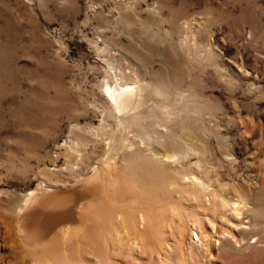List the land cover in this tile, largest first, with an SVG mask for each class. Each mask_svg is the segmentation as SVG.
<instances>
[{"label": "rangeland", "instance_id": "rangeland-1", "mask_svg": "<svg viewBox=\"0 0 264 264\" xmlns=\"http://www.w3.org/2000/svg\"><path fill=\"white\" fill-rule=\"evenodd\" d=\"M119 79H156L200 110L168 122L202 145L203 155L188 160L197 167L150 162L135 133L118 128L100 85ZM110 136L134 150L112 146ZM129 160L150 181L195 175L225 200L238 198L236 189L264 198V0H0V264H31L8 217L24 195L79 189L108 161L130 175ZM171 191L163 202L194 210ZM256 230L196 244L193 264H264V224Z\"/></svg>", "mask_w": 264, "mask_h": 264}, {"label": "bare ground", "instance_id": "bare-ground-1", "mask_svg": "<svg viewBox=\"0 0 264 264\" xmlns=\"http://www.w3.org/2000/svg\"><path fill=\"white\" fill-rule=\"evenodd\" d=\"M128 63L126 70L136 72ZM120 79L114 85L107 81L100 85L118 128L135 133L138 149L149 155L150 162L161 164L174 157L197 167L198 160H188L199 158L202 145L191 141L184 125L180 135L172 133L168 122L173 115L199 114L200 110L180 94L170 98V86L164 88L156 79L145 83ZM109 140L112 146L134 150L132 142L124 137L110 136ZM146 169L129 160L126 170L131 174L127 175L119 172L115 162L108 161L77 182L79 189L73 186L63 193L39 186L29 191L8 213L23 254L30 256L31 264H193L196 244L206 245L212 239L232 243L233 231L254 235L264 224L261 196L249 198V191L236 189L238 198L225 200L200 176L182 175L178 181L163 183L146 179ZM168 188L182 196L185 193L194 210L187 212L166 200L164 204L163 194ZM250 202L256 206L250 208ZM218 224L230 230L218 233ZM122 235L130 237L128 248L117 243ZM174 253L179 254L177 261ZM142 257L145 262L140 263Z\"/></svg>", "mask_w": 264, "mask_h": 264}]
</instances>
